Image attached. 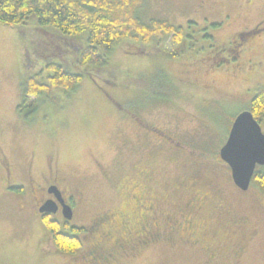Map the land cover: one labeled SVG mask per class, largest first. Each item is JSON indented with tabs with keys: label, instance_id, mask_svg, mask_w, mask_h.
<instances>
[{
	"label": "rangeland",
	"instance_id": "obj_1",
	"mask_svg": "<svg viewBox=\"0 0 264 264\" xmlns=\"http://www.w3.org/2000/svg\"><path fill=\"white\" fill-rule=\"evenodd\" d=\"M137 16L182 26L184 43L126 39L106 63L84 64L86 32L0 24V157L10 161L13 183L25 182L30 162L36 175L58 170L63 191L80 199L70 226L108 214L126 250L105 264H264V192L254 182L240 190L220 156L232 120L264 85V25L238 39L264 18V0H142ZM51 64L81 81L23 102L27 79L48 82ZM2 167L0 160V264H90V231L77 234L76 252L59 251L30 197L6 187ZM192 180L210 198L217 192L208 182L220 189L221 199L196 213L204 231L195 241L144 246V219L152 228L173 214L184 198L179 184ZM219 201L228 217L213 211ZM118 223L131 229L126 242Z\"/></svg>",
	"mask_w": 264,
	"mask_h": 264
},
{
	"label": "trees",
	"instance_id": "obj_2",
	"mask_svg": "<svg viewBox=\"0 0 264 264\" xmlns=\"http://www.w3.org/2000/svg\"><path fill=\"white\" fill-rule=\"evenodd\" d=\"M141 4L142 0H0V24L40 29L50 25L69 35L86 32L87 45L80 56L84 64L91 61L106 63V55L126 39H142L147 42L157 40L162 45L170 41L173 46L184 43L182 26L158 19L148 24L142 22L137 16ZM212 26L219 27V24L213 23ZM51 65L53 74L47 76L48 82L40 80L38 74L27 79L23 102H27L30 96L38 98L44 93L51 95L56 88H63L68 93L82 79L81 75L72 74L58 64ZM51 99L57 102L55 97ZM248 110L252 111L259 122L264 119V85L257 88ZM252 182L264 192V166L256 169ZM45 223L59 251L73 253L82 245L77 234L84 232V227L62 226L58 221L45 220Z\"/></svg>",
	"mask_w": 264,
	"mask_h": 264
},
{
	"label": "flooded vegetation",
	"instance_id": "obj_3",
	"mask_svg": "<svg viewBox=\"0 0 264 264\" xmlns=\"http://www.w3.org/2000/svg\"><path fill=\"white\" fill-rule=\"evenodd\" d=\"M264 25V18L260 20L254 27L241 32L240 38L242 41L245 40L247 34H254L262 30ZM205 29V28H204ZM207 29V28H206ZM2 161V172L5 174V185L8 188L14 189L19 192V195L14 198L22 199L25 201L30 197L31 206L33 207V213L39 216L42 221H58L62 226H70V222L74 221L77 215V208L80 204L79 196L74 194H66L61 188L58 182V170L56 172H49L46 170L41 171L40 174L36 173L32 169L31 162L28 164V167L24 168V183L22 185H16L13 183V167L10 164V161L7 159L6 154H2L0 157ZM203 176V175H202ZM198 181L192 180L191 182L186 181L182 184H179L181 187L184 198L179 204L178 208L173 214H169L164 221H154L153 227L149 226V223H145L146 219L141 224L142 233L139 235L143 240L142 244L149 245L154 241H160L163 237H166L168 241L172 243L186 241L191 242L195 241L197 235L204 231V225L199 222L196 217L197 211L203 207L202 204L207 200L218 201L221 199V196L218 195L219 188L216 182H208L211 190H215L217 195L210 198L207 193H198L196 192ZM51 186H57L62 192V196L65 200V203L68 204L73 212V218L68 220L64 215V207L57 196L50 192ZM27 188V189H26ZM240 189V188H239ZM241 190V189H240ZM247 191V190H246ZM47 200H54L56 202L57 210L55 212H41L40 207L44 205ZM213 211L216 212V215L219 218L228 217V213L222 205V202L219 201L211 205ZM150 207V206H149ZM23 211L25 215L28 214L26 207L23 206L19 208ZM130 217V216H128ZM112 219L108 214H100L91 219V223L84 227L85 231H90L89 235L93 239L91 242V247L89 251V262L90 264H105L110 261L115 260V255L117 252L125 253L126 246L121 244L120 238L114 237L116 231L111 224ZM122 221V217L121 220ZM119 227L117 228L118 232L120 231L121 239L125 242L132 236L131 229L126 223H118ZM128 226V227H127ZM150 227V228H149ZM108 242H112L114 247H107ZM107 247V248H106Z\"/></svg>",
	"mask_w": 264,
	"mask_h": 264
},
{
	"label": "water",
	"instance_id": "obj_4",
	"mask_svg": "<svg viewBox=\"0 0 264 264\" xmlns=\"http://www.w3.org/2000/svg\"><path fill=\"white\" fill-rule=\"evenodd\" d=\"M222 160L229 164L235 184L242 190L249 189L257 166H264V132L260 122L250 110L240 112L234 119L229 136L220 149ZM64 207V215L73 218L71 207L65 203L62 192L57 186H51ZM54 200H47L40 207L41 212H55Z\"/></svg>",
	"mask_w": 264,
	"mask_h": 264
}]
</instances>
